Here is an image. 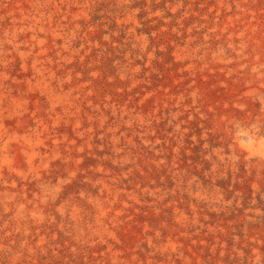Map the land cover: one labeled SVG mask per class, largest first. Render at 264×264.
Wrapping results in <instances>:
<instances>
[{
  "label": "rangeland",
  "instance_id": "rangeland-1",
  "mask_svg": "<svg viewBox=\"0 0 264 264\" xmlns=\"http://www.w3.org/2000/svg\"><path fill=\"white\" fill-rule=\"evenodd\" d=\"M262 22L264 0H0V264H264Z\"/></svg>",
  "mask_w": 264,
  "mask_h": 264
},
{
  "label": "bare ground",
  "instance_id": "bare-ground-1",
  "mask_svg": "<svg viewBox=\"0 0 264 264\" xmlns=\"http://www.w3.org/2000/svg\"><path fill=\"white\" fill-rule=\"evenodd\" d=\"M261 15V14H260ZM220 20V19H219ZM210 21V20H209ZM223 21V20H222ZM221 21V22H222ZM263 21V20H262ZM25 22V21H24ZM23 22V23H24ZM27 22V21H26ZM32 22V21H31ZM205 23H208V22H205ZM222 23H224V22H222ZM227 23V22H226ZM217 24V23H216ZM235 24V23H234ZM262 24H263V26L261 27L262 29H264V23L262 22ZM14 26H17V25H14ZM212 26V25H211ZM215 26V25H214ZM208 27V26H207ZM241 27V26H240ZM227 28V27H226ZM236 28V27H235ZM203 29V28H202ZM210 29V28H209ZM220 29V28H219ZM232 29V28H231ZM234 29V28H233ZM258 29V28H257ZM18 31V30H17ZM238 31V30H237ZM49 32V31H48ZM197 32V31H196ZM233 32V31H232ZM217 33V32H216ZM220 33V32H219ZM235 33V32H234ZM238 33V32H237ZM16 34V33H15ZM39 34V33H38ZM200 34V33H199ZM221 34V33H220ZM226 34V33H225ZM243 34V33H242ZM19 35V34H18ZM26 35V34H25ZM194 35V34H193ZM22 36V35H21ZM137 36V35H136ZM210 36V35H209ZM234 36V35H233ZM260 36H263L264 37V32H262V34L260 35ZM195 37V36H194ZM207 37V36H206ZM22 38H23V36H22ZM226 38V37H225ZM18 39V38H17ZM35 39H36V37H35ZM212 39V38H211ZM27 40V39H26ZM140 40V39H139ZM202 40V39H201ZM138 41V40H137ZM191 41V40H190ZM205 41V40H204ZM235 41V40H234ZM197 42V41H196ZM216 42H218V41H216ZM222 42V41H221ZM30 43V42H29ZM35 43V42H34ZM190 44H191V42H189ZM5 44V43H4ZM137 44V43H136ZM193 44V43H192ZM208 44V43H207ZM216 44V43H215ZM253 44V43H252ZM31 45V44H30ZM33 45H35V44H33ZM138 45V44H137ZM194 45V44H193ZM203 45V44H202ZM218 45V44H217ZM263 45V44H262ZM200 46V45H199ZM205 47V46H204ZM216 47V46H215ZM226 47V46H225ZM254 47V46H253ZM36 48V47H35ZM189 49V48H188ZM187 49V50H188ZM210 49V48H209ZM220 49V48H219ZM36 50V49H35ZM226 50V49H225ZM233 50V49H232ZM29 51V50H28ZM205 51V50H204ZM208 51H210V50H208ZM219 51V50H218ZM260 51V50H259ZM26 52V51H25ZM39 52V51H38ZM188 52V51H187ZM217 52V51H216ZM222 52V51H221ZM220 52V53H221ZM229 52V51H228ZM27 53V52H26ZM204 53V52H203ZM203 53H202V55H203ZM211 53V52H210ZM209 53V54H210ZM225 53V52H224ZM29 54V53H28ZM232 54V53H231ZM42 56V55H41ZM204 56V55H203ZM217 56V55H216ZM238 56V55H237ZM263 56V55H262ZM32 57V56H31ZM51 57V56H50ZM49 57V58H50ZM195 57V56H194ZM233 57V56H232ZM235 57V56H234ZM202 58V57H201ZM206 58V57H205ZM196 59V58H195ZM222 59V58H221ZM224 59V58H223ZM231 59V58H230ZM256 59H257V57H256ZM262 59H264V57L262 58ZM197 60V59H196ZM251 60V59H250ZM258 60V59H257ZM189 61V60H188ZM194 61V60H193ZM200 61V60H199ZM208 61V60H207ZM231 61V60H230ZM263 61V60H262ZM27 62H28V60H27ZM212 62V61H211ZM233 62V61H232ZM240 62V61H239ZM198 63V62H197ZM241 63V62H240ZM253 63V62H252ZM202 64V63H201ZM223 63L222 62H220V63H217V64H215L214 65V69L216 70V69H222L223 68V65H222ZM258 64H259V62H258ZM30 65V64H29ZM206 65V64H205ZM228 65V64H227ZM226 65V66H227ZM236 65V64H235ZM235 65H233V63H232V65H228V68L229 67H235ZM253 65H254V63H253ZM182 66H183V64H182ZM207 66V65H206ZM250 66V65H249ZM53 67V66H52ZM197 67H199V66H197ZM211 68V67H210ZM235 69V68H234ZM203 70H205V69H203ZM48 71V70H47ZM223 71V70H222ZM199 72V71H198ZM202 72V71H201ZM183 73V72H182ZM194 73V72H193ZM208 73V72H207ZM212 73V72H211ZM214 73V72H213ZM56 74V73H55ZM181 74V73H180ZM187 74V73H186ZM198 74V73H197ZM200 74V73H199ZM225 74V73H224ZM223 74V75H224ZM234 74V73H233ZM202 75V74H201ZM207 75H209V74H207ZM180 76V75H179ZM190 76V75H189ZM195 76V75H194ZM210 76V75H209ZM58 77V76H57ZM211 77V76H210ZM209 77V78H210ZM214 77V76H213ZM177 78V77H176ZM186 78V77H185ZM190 78V77H189ZM199 78V77H198ZM216 78V77H215ZM215 78H213V79H215ZM175 79V78H174ZM196 79V78H195ZM200 79V78H199ZM224 79V78H223ZM190 80V79H189ZM211 80V79H210ZM219 80V79H218ZM219 81H221V80H219ZM226 81V80H225ZM243 82V81H242ZM67 83V82H66ZM181 83V82H180ZM200 83V82H199ZM204 83V82H203ZM213 83V82H212ZM219 83V82H218ZM217 83V84H218ZM235 83V82H234ZM245 83V82H244ZM60 84V83H59ZM63 84V83H62ZM182 84V83H181ZM215 84V83H214ZM229 84V83H228ZM233 84V83H232ZM185 85V84H184ZM208 85V84H207ZM212 85V84H211ZM222 86V85H221ZM251 86V85H250ZM253 86H255V85H253ZM201 87V86H200ZM206 87V86H205ZM204 87V88H205ZM219 87V86H218ZM228 87V86H227ZM239 87H240V85H239ZM179 88V87H178ZM183 88V87H182ZM218 89V88H217ZM242 88H240V90H241ZM69 90V89H68ZM73 90V89H72ZM193 90V89H192ZM209 90V89H208ZM216 90V89H215ZM173 91V90H172ZM175 91V90H174ZM222 91H223V89H222ZM208 92V91H207ZM224 92V91H223ZM237 92V91H236ZM204 93V92H203ZM171 94V93H170ZM215 94V93H214ZM239 94V93H238ZM262 94V93H261ZM259 95H260V93H259ZM158 96V95H157ZM206 96V95H205ZM1 98V97H0ZM185 98V97H184ZM242 98V97H241ZM255 98V97H254ZM215 99V98H214ZM219 99V98H218ZM228 99V98H227ZM249 99V98H248ZM262 99V98H261ZM223 100V99H222ZM229 100V99H228ZM247 100V99H246ZM2 101V100H1ZM186 101V100H185ZM199 101V100H198ZM263 101V100H262ZM249 102V101H248ZM247 103V102H246ZM84 104V103H83ZM187 104V103H186ZM198 104V103H197ZM213 104V103H212ZM255 104V103H254ZM190 105V104H189ZM62 106V105H61ZM187 106H188V104H187ZM257 106V105H256ZM247 107V106H246ZM250 108V107H249ZM202 109V108H201ZM227 109V108H226ZM229 109V108H228ZM246 109V108H245ZM262 109V108H261ZM17 110V109H16ZM57 110V109H56ZM1 111H2V109H1ZM60 111V110H59ZM181 111V110H180ZM252 111V110H251ZM254 111V110H253ZM259 111V110H258ZM56 112V111H55ZM150 112V111H149ZM158 112V111H157ZM182 112V111H181ZM188 112V111H187ZM10 113V112H9ZM233 113H234V111H233ZM247 113V112H246ZM254 113V112H253ZM50 114V113H49ZM106 114V113H105ZM159 114V113H158ZM232 114V113H231ZM58 115V114H57ZM60 115V114H59ZM160 115V114H159ZM158 115V116H159ZM105 116V115H104ZM187 117V116H186ZM238 117V116H237ZM243 117V116H242ZM108 118V117H107ZM247 118V117H246ZM4 119V118H3ZM194 119H195V117H194ZM258 119V118H257ZM260 119V118H259ZM185 120V119H184ZM248 120V119H247ZM250 120H251V118H250ZM110 121V120H109ZM244 121V120H243ZM255 121H257V120H255ZM262 121V120H261ZM108 123V122H107ZM234 123V122H233ZM248 123V122H247ZM3 124V123H2ZM232 125V124H231ZM256 125V124H255ZM254 125V126H255ZM231 127V126H230ZM249 127V126H248ZM247 127V128H248ZM257 127V126H256ZM254 128V127H253ZM264 129V128H263ZM262 129V130H263ZM10 130V129H9ZM17 131V130H16ZM240 131V130H239ZM99 132V131H98ZM253 132V131H252ZM254 132H256V131H254ZM14 134H16V133H14ZM13 134V135H14ZM18 134V133H17ZM23 134V133H22ZM236 134V133H235ZM250 134V133H249ZM253 134V133H252ZM3 135V134H2ZM242 135V134H241ZM86 136V135H85ZM111 136V138H113V134H111V133H109V137ZM126 136V135H125ZM219 136V135H218ZM222 136V135H221ZM232 136V135H231ZM258 136V135H257ZM261 136V135H260ZM1 137V136H0ZM158 137V136H157ZM223 137H224V135H223ZM217 138V137H216ZM230 138V137H229ZM253 138V137H252ZM260 138V137H259ZM229 140V139H228ZM237 141V140H236ZM225 142V141H224ZM5 143V142H4ZM12 143V142H11ZM218 143V142H217ZM258 143V142H257ZM261 143V142H260ZM262 143H264V142H262ZM240 144V143H239ZM259 144V143H258ZM18 145V144H17ZM227 145V144H226ZM241 145H243V142L241 143ZM7 147V146H6ZM6 147H4V148H6ZM156 147V146H155ZM232 147V146H231ZM235 147V146H234ZM236 148V147H235ZM257 149L255 150V151H253V150H248L247 152H249V153H251L252 155H257L258 157H259V159H260V161H262V162H264V144H260V145H258L257 147H256ZM9 149V148H8ZM11 149V148H10ZM13 149V148H12ZM50 149V148H49ZM225 149H227V148H225ZM44 150V149H43ZM133 150V149H132ZM224 150V149H223ZM228 150V149H227ZM6 151V150H5ZM36 151V150H35ZM133 151H135V150H133ZM242 151V150H241ZM13 152V151H12ZM50 152V151H49ZM8 153V152H7ZM233 153V152H232ZM0 154H1V152H0ZM6 154V153H5ZM8 155V154H7ZM12 155V154H11ZM15 155V154H14ZM26 155V154H25ZM58 155V154H57ZM123 155V154H122ZM122 155H120V156H118L119 158H121L122 157ZM2 156V155H1ZM13 156V155H12ZM247 156V155H246ZM154 157V156H153ZM239 157H240V155H239ZM253 157V156H252ZM25 158V157H24ZM255 158V157H254ZM3 159V158H2ZM11 159H14V158H11ZM10 159V160H11ZM224 159H226V158H224ZM232 158H230V160H231ZM245 160H247V159H245ZM17 161V160H16ZM215 161V160H214ZM33 163V162H32ZM17 164V163H16ZM53 164V163H52ZM224 164V163H223ZM234 164V163H233ZM3 162L2 161H0V169H2L3 168ZM15 165V164H14ZM17 166V165H16ZM229 166V165H228ZM227 166V167H228ZM260 166V165H259ZM258 166V167H259ZM226 167V166H225ZM243 167V166H242ZM257 167V168H258ZM20 168V167H19ZM144 168V167H143ZM220 168V167H219ZM240 168V167H239ZM251 168V167H250ZM260 168V167H259ZM25 170V169H24ZM220 170V169H219ZM196 171V170H195ZM221 171V170H220ZM241 172V171H240ZM20 173V172H19ZM38 174V173H37ZM110 174V173H109ZM109 174H106V175H104L105 177H110L111 175H109ZM237 175V174H236ZM263 175V174H262ZM44 176V175H43ZM102 176V175H101ZM94 177V176H93ZM230 177V176H229ZM54 178V177H53ZM94 179V178H93ZM256 179V178H255ZM254 179V180H255ZM1 181H7V182H10V180L8 181V178L6 177V176H3V178H1L0 179ZM252 180V179H251ZM253 180V181H254ZM258 181V180H257ZM262 181V180H261ZM6 183V182H5ZM55 183V182H54ZM27 184V183H26ZM263 184V183H262ZM32 185V184H31ZM30 185V186H31ZM221 185V184H220ZM39 186H41V185H39ZM11 187V186H10ZM122 187V186H121ZM30 188V187H29ZM85 188V187H84ZM193 188V187H192ZM8 189V188H7ZM209 189V188H208ZM21 191V190H20ZM26 191V190H25ZM38 191V190H37ZM211 191V190H210ZM92 192V191H91ZM102 192H104V191H102ZM212 192V191H211ZM30 193H32V192H30ZM263 193V192H262ZM7 194V193H6ZM26 194V193H25ZM25 196V195H24ZM34 196V195H33ZM2 197V196H1ZM3 198V197H2ZM6 198V197H5ZM13 198V197H12ZM207 198H208V196H207ZM35 199V198H34ZM38 199V198H37ZM36 199V200H37ZM99 201L100 202H103V209H106L107 210V207H106V205H107V203H106V201H108V199H106L105 197H101L100 199H99ZM20 202V201H19ZM26 202V201H25ZM42 202V201H41ZM59 202V201H58ZM33 203H34V201H33ZM62 203V202H61ZM75 203V202H74ZM5 205V204H4ZM16 205V204H15ZM51 205V204H50ZM54 205V204H53ZM83 205V204H82ZM26 206V205H25ZM35 206V205H34ZM41 206H42V204H41ZM45 206V205H44ZM79 206V205H78ZM51 207V206H50ZM35 208V207H34ZM40 208V207H39ZM82 208H84V207H82ZM28 209V208H27ZM37 209V208H36ZM35 209V210H36ZM7 210V209H6ZM46 210H47V208H46ZM14 211H15V209H14ZM33 211V210H32ZM35 212V211H34ZM7 213V212H6ZM13 213H15V212H13ZM28 213V212H27ZM55 213V212H54ZM94 213V212H93ZM29 214V213H28ZM20 215H21V213H20ZM110 215V214H109ZM10 216H12V215H10ZM14 217V216H13ZM25 217V216H24ZM43 218V217H42ZM17 219V218H16ZM22 219V218H21ZM67 219V218H66ZM42 220V219H41ZM107 220H109V218L107 219ZM28 221V220H27ZM21 222V221H20ZM16 224V223H15ZM42 224V223H41ZM90 224V223H89ZM3 225V224H2ZM43 226V225H42ZM34 228H35V226H33ZM93 226H91L90 228H89V230L90 231H93V228H92ZM6 229V228H5ZM4 229V230H5ZM26 230V229H25ZM95 230V229H94ZM98 232H96L95 234H97L98 235V238H103L104 240L105 239H107L108 237H110V236H112V235H114V229L110 226V225H108V223H106V222H104L102 225H100L99 227H98ZM257 233V232H256ZM21 234V233H20ZM264 235V234H263ZM31 238V237H30ZM19 239V238H18ZM24 239V238H23ZM29 241V240H28ZM4 242V241H3ZM3 245V244H2ZM85 245V244H84ZM10 246V245H9ZM12 246V245H11ZM36 246V245H35ZM43 246V245H42ZM74 246V245H73ZM14 247V246H13ZM44 247V246H43ZM89 247V246H88ZM19 249V248H18ZM38 249V248H37ZM248 251V250H247ZM11 252H12V250H11ZM16 253V252H15ZM39 253V252H38ZM245 253V252H244ZM22 254V253H21ZM5 255V254H4ZM27 255V254H26ZM111 255V254H110ZM248 255V254H247ZM258 255V254H257ZM1 256V255H0ZM249 256V255H248ZM30 257V256H29ZM264 257V256H263ZM156 258H158V257H156ZM30 259V258H29ZM28 259V260H29ZM159 259V258H158ZM177 261V260H176ZM257 261V260H256ZM14 262V261H13ZM2 263V262H1ZM15 263V262H14ZM120 264V263H119Z\"/></svg>",
  "mask_w": 264,
  "mask_h": 264
}]
</instances>
